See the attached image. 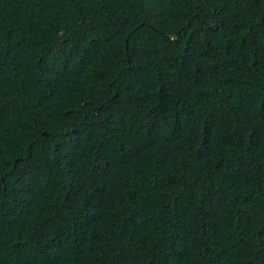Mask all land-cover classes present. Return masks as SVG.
Returning <instances> with one entry per match:
<instances>
[{
	"label": "trees",
	"instance_id": "trees-1",
	"mask_svg": "<svg viewBox=\"0 0 264 264\" xmlns=\"http://www.w3.org/2000/svg\"><path fill=\"white\" fill-rule=\"evenodd\" d=\"M0 264H264V0H0Z\"/></svg>",
	"mask_w": 264,
	"mask_h": 264
}]
</instances>
